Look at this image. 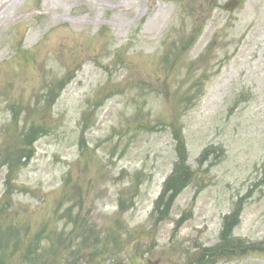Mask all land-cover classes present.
<instances>
[{"label": "rangeland", "instance_id": "obj_1", "mask_svg": "<svg viewBox=\"0 0 264 264\" xmlns=\"http://www.w3.org/2000/svg\"><path fill=\"white\" fill-rule=\"evenodd\" d=\"M239 1L0 0V264H264V0Z\"/></svg>", "mask_w": 264, "mask_h": 264}, {"label": "trees", "instance_id": "obj_2", "mask_svg": "<svg viewBox=\"0 0 264 264\" xmlns=\"http://www.w3.org/2000/svg\"><path fill=\"white\" fill-rule=\"evenodd\" d=\"M61 85L62 87L64 86V84L62 83ZM52 93L55 94L54 91ZM39 132H40L39 129L33 128L29 130L28 132H26L25 135L23 136V142H22L23 148H21L17 152V155H16V161L18 162V164L21 163L22 159L30 157L31 152H32L31 145L35 141V138ZM179 151H180L179 153L180 161L178 165H176L172 178L166 187V193H167L166 195H169V198L168 199L164 198L163 200H161V203L159 204V209L161 208V206L165 208L164 211H161V214H164V213L168 214V212L171 209L173 200L189 184L192 178L189 169L184 164L185 155H184L182 147L180 148ZM120 208L122 209L123 205H121ZM238 217H239V213H236L233 217L234 218L233 221H228L225 224L223 234H222V241L224 244L230 238L232 229L234 228L233 224L235 225L234 221L238 219ZM231 246H232L231 242H229V244L224 247L226 250H228L230 249ZM89 263L92 264L93 262H88V264Z\"/></svg>", "mask_w": 264, "mask_h": 264}, {"label": "water", "instance_id": "obj_3", "mask_svg": "<svg viewBox=\"0 0 264 264\" xmlns=\"http://www.w3.org/2000/svg\"><path fill=\"white\" fill-rule=\"evenodd\" d=\"M238 6H239L238 0H230L227 4H225L223 9L229 12H233L238 8Z\"/></svg>", "mask_w": 264, "mask_h": 264}]
</instances>
